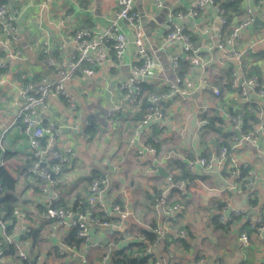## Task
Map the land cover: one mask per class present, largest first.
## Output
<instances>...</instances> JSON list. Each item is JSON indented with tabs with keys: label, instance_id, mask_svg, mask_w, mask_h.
<instances>
[{
	"label": "crops",
	"instance_id": "obj_1",
	"mask_svg": "<svg viewBox=\"0 0 264 264\" xmlns=\"http://www.w3.org/2000/svg\"><path fill=\"white\" fill-rule=\"evenodd\" d=\"M199 1L161 0V8H156L153 0H134L133 3L151 60L144 84L156 91L165 90L169 95L163 102L164 118L160 130L151 127L135 130L139 107L127 100L119 88L134 76L133 66L137 62L133 34L126 26L122 29L128 44L120 59L105 53L96 58L94 65L83 64L72 79L64 83L75 103L73 111L68 109L65 100L52 95L46 107L38 113L43 128L53 126L52 134L42 138L47 139L48 153L68 149L76 158L75 170L64 174L59 184V202L71 204L73 199L86 196L88 178L99 172L109 181L107 191L100 197L101 202L106 205L116 203L129 215L114 216L117 220L111 228L90 226L92 246L81 250L79 255L64 259L53 256L51 248L61 246L68 231L45 220L43 205L26 198L37 193L36 187L20 173L26 155L12 151L15 154L6 159L11 164L9 173L18 179V191H15L18 209L34 234L29 237L16 235L13 240L15 247L20 248L19 252L10 254L3 264H20L18 254L27 260L37 258L36 264H99L101 256L112 253L115 243L120 246L142 231L150 232L162 221L161 213L149 205L146 194L155 187L161 196L168 197L169 203L176 202L175 195L167 190L171 184L170 175L180 173L175 162L186 164L193 157L214 150L217 141H222L206 119L215 114L229 123L224 113L243 104L236 89H224L229 68L238 71L233 52L244 51V69L257 68L264 80V29L251 24L241 32L239 39L231 41L230 35L220 45L223 36L215 6L206 5L199 9L196 17L187 15ZM248 7L254 16L264 21V0H243L242 10ZM18 12L16 31L9 35L0 30V51H3L2 59L6 65L0 71V134L9 126L1 144L7 147L22 142L14 130L19 121L20 88L24 83L21 75L36 83L58 80L59 72L65 69L71 58L69 37L79 28L103 32L113 20L115 0H27L19 5ZM170 23L183 26L203 53V69L196 62L192 65L188 58L190 70L179 84L169 56L179 54L181 46L165 38ZM250 48L253 53L249 52ZM50 61L52 66L48 65ZM238 78L243 79L239 72ZM213 89L222 91L216 95ZM118 104L122 107L120 113L106 116L108 108ZM259 107V123L254 135L243 136L240 132L242 139H239L233 129L240 131V122L238 127H222L224 134L233 132L234 136L228 139L230 157L247 171L245 180L250 177L253 188L245 189L237 184L231 189L235 182L227 176V166L208 172L196 168L195 178L184 189L186 198L181 202L184 211L172 223L173 229L184 228L187 232V246L184 248L179 241L172 240L156 249V254L167 264H191L192 258L204 259L206 264H264V242L256 233L248 236V248L240 243L239 228L243 219L234 220L225 227L213 223L226 200L251 216L259 210L264 212V99L260 100ZM91 116H95L98 122L95 137L86 133ZM148 142L155 148V154L145 153L139 158L137 150L145 144L150 145ZM159 166L168 174L166 178L158 175ZM252 200L254 205L250 202ZM207 218L213 226L212 240L203 225ZM112 229L121 232L124 240L115 242L118 234H110ZM29 248L42 249L31 254Z\"/></svg>",
	"mask_w": 264,
	"mask_h": 264
},
{
	"label": "built area",
	"instance_id": "obj_2",
	"mask_svg": "<svg viewBox=\"0 0 264 264\" xmlns=\"http://www.w3.org/2000/svg\"><path fill=\"white\" fill-rule=\"evenodd\" d=\"M27 0H8L6 5L0 6V30H3L6 34H13L16 31L15 20L19 14L18 8L22 2ZM156 8H161V0H153ZM232 1V0H223ZM255 1V0H249ZM134 0H115V13L113 20L109 26L103 32L94 33L86 29H77L69 37V43L72 46L71 58L67 63L65 69L59 72V79L56 81H49L47 83H36L27 80L25 75H21V79L24 81L20 88L21 105L18 111V124L14 127V130L19 136L22 137V142L18 145L7 147L2 145L3 135L9 129V126L0 134V148L2 153L17 151L24 156L25 161L27 157H33L35 162L28 169V173L31 174V182L40 181L42 184H38V193L34 196H28L30 200H34L37 203L43 205L45 220L52 221L61 228L70 231L76 230V238L81 240V245L76 247L73 245L67 246L62 244L57 248L58 258L64 259L68 256H77L81 250L92 246L90 241V226L109 228L112 224L109 222H101L100 220L91 219V213L87 212L84 215L69 214L63 208L56 207L55 204L60 199L58 191L59 184L64 174L73 172L76 168L75 154L68 149L64 150H52L48 153V150L42 149L41 139L44 136H50L53 132V126L43 128L38 120L39 110L46 107L47 100L50 96H57L62 98L68 104V109L73 111L75 109V103L73 98L65 88L64 83L67 80H71L74 74L83 64L94 65L96 58L102 56L105 53L113 51L115 58L120 59L128 44L127 36L122 29V26L128 27L133 34V45L135 47L136 64L133 66L134 76L129 78L125 83L120 85V89L124 92L125 97L129 101H133L142 92V83L147 76L151 60L150 55L144 44V33L140 23V20L136 13L133 11ZM206 5H213L217 10L219 28L221 29L227 22L224 11L220 8L219 2L215 0H200L194 7L188 10V16L196 17L197 11ZM246 19L234 26L231 33V41H235L240 38L241 32L249 27L254 21V15L251 8H246ZM167 41H175L180 43V53L169 56V62L174 72L176 82L181 83L180 73V61L186 60L188 55L192 65L195 62L198 67L203 69V63L201 59V47L196 46L191 42L190 37L185 33L184 27L181 25L170 23L165 32ZM65 45H62V47ZM249 52L253 53L254 50L250 48ZM244 51L233 52L232 58L235 60L238 67V71L233 73V86L240 89V97L243 101H249L248 92H252L258 88L257 97L264 99V80L259 83L256 78H249L242 81L239 85V74L243 73L242 57ZM48 65L52 66L50 61ZM6 65L4 60L0 56V71L4 70ZM177 91V89L175 90ZM214 94L218 95L217 89H213ZM169 95L152 94L148 98V102L151 104L160 105L168 99ZM122 107L121 104L114 105L108 108L106 116H112L120 113ZM226 120L229 121L230 116L224 113ZM164 115L161 108L156 109L154 112L143 116V121L139 123L135 130L142 131L145 128L156 126L159 129L162 128ZM236 122L238 127L239 122ZM12 126V125H11ZM10 126V127H11ZM149 153L154 155L155 150L148 146H142L137 150L139 158L143 154ZM227 165V174L234 180V184L231 189H235L236 185H242L240 177L239 167L240 165L234 161L227 148L223 147L219 151H211L206 157H194L193 160L186 163V168L191 174H195L196 168H200L203 171H212L216 168L222 170ZM0 166L5 167L9 172L11 166L9 160L3 159L0 162ZM34 184V183H33ZM108 177L105 175L103 179L93 180L89 186L88 193L86 195V202L95 213L101 212L105 216H123L129 215L128 212L122 210L119 205H106L101 202L100 197L108 189ZM187 182L184 180L176 182V184H170L167 188L168 191L172 189L178 190L175 195L176 202L169 203L166 197L161 196L158 203L154 205V208L161 213L162 221L158 222L154 228L150 231V237L143 234H138L132 239L143 243L146 248L145 252L150 256L153 264H166L163 258H160L156 254L158 246L164 242H170L172 240L187 239V232L185 230L173 229L172 223L176 222L178 215L184 211V205L181 203L186 198V192L184 189L187 187ZM253 181L250 179L244 185L247 189L253 188ZM6 192L0 186V196H4ZM255 216L248 214L246 210L235 208L231 205L230 200L223 202V206L218 212L219 223L222 226L231 222L232 217L243 219L248 223L249 229H256V234L264 242V212L259 210ZM6 213L3 212L0 217V264H3L5 258H9L11 253V245L14 244V237L16 235L28 236L32 233V228L24 222V214L15 209L13 217L16 220V224L13 229L10 230L11 220L6 218ZM77 216V219L74 217ZM238 219V220H239ZM17 229V231H16ZM131 240V239H130ZM239 240L244 248L250 246V238L245 232L240 233ZM96 246V244H94ZM20 248H16L19 252ZM17 252V254H18ZM22 260L27 259L25 256L18 254ZM110 258V254H106L100 257L99 264H107ZM191 264H206L204 259H193Z\"/></svg>",
	"mask_w": 264,
	"mask_h": 264
},
{
	"label": "trees",
	"instance_id": "obj_3",
	"mask_svg": "<svg viewBox=\"0 0 264 264\" xmlns=\"http://www.w3.org/2000/svg\"><path fill=\"white\" fill-rule=\"evenodd\" d=\"M215 2H219V0H215ZM242 2H243V0H232V1H223L222 0L221 2H219V6L224 11L225 17L227 19L226 24L221 28V31H220L222 34L221 36H223V38L220 41V45L224 44L225 40L230 37L234 26L242 23L246 19L247 14L244 10H242ZM7 3H8V0H0V6L6 5ZM109 53L111 54L112 57L115 58L113 51H111ZM200 55H203V53L200 52ZM0 56L1 57L4 56L3 51H0ZM188 57H189V55H188ZM188 57L186 60L180 61L179 76H180L181 80H183V77L190 70V62L188 61ZM232 70L233 69L230 67L228 72L226 73V84L224 86V89L234 88L237 90L238 95L240 96V89L238 87L233 86V80H234L233 73H234V71H232ZM242 77L244 80H247L249 78H256L259 83H262L260 73H259L257 68H252L249 70L243 68ZM141 86H142V92L134 100V102L137 103V105L139 107V110L135 116V122H134L136 124L135 128L139 123H141L143 121V116H145L146 114L152 113L158 108H161L162 113H163V102H161L160 105L151 104L148 102L149 96L152 94H155V95L166 94L165 90L156 91L155 89H153L152 86L145 85L144 83H142ZM221 91H222V89H220L219 93H221ZM258 91H259V89L256 88L252 92H248L249 101H247V102L243 101V104H241L237 109H229L228 110L227 114L230 116L229 123H227L224 119L220 118L219 116H216L215 114H213L212 116H209L206 119L208 126L212 127L213 131L215 133H217L218 135H220L221 136L220 138H222V141L221 142L217 141V143L215 145V149L211 150V151H219L221 148L225 147V148H227L228 153L229 154L231 153L230 143H229L228 139L233 137L234 134L232 131H229V132L224 134L222 132V127L223 126L234 127L236 125L235 121L240 122V132L243 136L254 135L255 126L259 123L258 113H259V108H260L259 102L261 99H259L257 97ZM87 123L88 124H87V128H86V133L90 134L92 137H95V135L98 133V131H97V128H98L97 118L95 116H91L88 118ZM151 128L160 130L156 126H152ZM46 140L47 139H45V138L41 139V143H40L42 146V149H44V150H46V147H47L46 142H45ZM149 144L150 145L145 144V146H148V147L153 148L155 150V148L153 146H151V143H149ZM211 151H208L207 154L204 153L201 156L206 157V156H208V154ZM13 154H15V153H11V152L2 153L1 148H0V162L4 158L6 159L8 157H12ZM193 158L191 160H193ZM191 160H189V161H191ZM34 162H35V159L33 157H31V156H30V158L27 157L26 163L23 166V168L21 169L20 173L23 174L25 179L29 180L30 184L34 183L31 186L36 187L35 191L38 193L39 189L37 188V186H38V184L40 185L42 183L39 180L35 181V182H31L30 179L32 178V176H31V174L28 173V169L32 166V164ZM175 165H177V167L180 169V173L176 176L172 175V174L170 175L171 184H176V182L184 180L188 183L187 185L189 186V184L191 183V180L193 178H195V174H191L187 170L186 164L183 162L176 161ZM225 166H227V165H225ZM239 171H240L241 179H244L242 181L241 186H242V188L246 189V187L244 185L247 183V181L245 180L248 178L247 171L242 169V167H239ZM226 173H227V171H226ZM104 176L105 175L97 172L93 176L88 178V180H87L88 189H89V186L91 185L93 180L103 179ZM227 176H229V174H227ZM17 182H18L17 178L13 177L12 174H10L9 171L5 167L0 166V186H2L3 190L6 192V194L4 196H0V217H2L3 212H5L7 214L6 218L8 220H11V223H12L10 226L11 228L14 227L16 224V220L13 217V213H14L16 208H19V203H18L16 193H15L16 188H17ZM177 193H178V190H176V189L170 190V194H173V196L176 195ZM85 197L86 196H81L79 198L73 199L71 204L61 203L58 201L55 204V206L63 208L69 214L71 213V214L84 215L87 212H89V213H91V219H93V220L98 219L101 222H108V223L110 222L111 224L113 222H116L117 218L114 216L108 217V216H105L101 212L95 213L93 211V209H91L90 206L87 204ZM146 197H147V201H148L149 205H151V207H154V205H156L158 203V201L161 197V192L159 190H157V188L152 187L151 192L146 194ZM166 199H168L167 196H166ZM250 202L253 203L252 205L255 204V201H253V200ZM114 205H118V204L115 203ZM222 206H223V202H222L220 208ZM220 208H219V210H220ZM238 219L239 218L236 219V217H232L231 222L234 220H238ZM231 222H229V223H231ZM213 223L217 227L222 226L219 223L218 215H217V218L214 217ZM229 223L225 226H228ZM225 226H223V227H225ZM154 227H155V225H154ZM95 228L99 229V227H95ZM182 229L184 230V228H182ZM33 232L34 231H32V233L30 235H28L27 237L34 234ZM242 232H245L249 236L251 233H256V229H249L248 223L243 221L242 224L240 225V228H239V233H242ZM110 234H112V235L118 234V237L115 238V242H117V243H118V241L124 240V235H122L121 232H118V231H115L114 229H112ZM139 234H143L147 237L151 236L150 232H147V231H142V233H139ZM23 237H25V235H23ZM173 241H179L180 244L184 248L187 246L185 241H183V240H173ZM168 242H165V243H168ZM81 243H82L81 240L76 238V230L75 229L68 231L65 238L63 239V244H65L67 246L68 245L71 246L74 244V246L79 247L81 245ZM145 248H146V246L143 243L136 241V240H133V239L122 243V245H120V246H117L115 243L107 264H153L150 256L146 254ZM11 249L12 250H11L10 254H14L16 251V247L14 244L11 245ZM53 250H54L55 255L58 256L57 248L55 247V248H53ZM36 259L37 258H34L33 260H31V259L30 260L29 259L28 260L27 259L22 260L20 257V260H21L20 264H36Z\"/></svg>",
	"mask_w": 264,
	"mask_h": 264
},
{
	"label": "water",
	"instance_id": "obj_4",
	"mask_svg": "<svg viewBox=\"0 0 264 264\" xmlns=\"http://www.w3.org/2000/svg\"><path fill=\"white\" fill-rule=\"evenodd\" d=\"M252 26L253 27H260V28L264 29V21H261L257 16H254V21L252 23ZM242 81H243V79L240 78L239 79V85L242 83ZM233 131L238 136L239 139H242L240 131L237 128H234ZM157 172H158V175L161 177L166 178L168 176V174L166 173L164 168L161 166L157 167ZM74 218L77 219V216H75ZM101 229H107V228L102 227Z\"/></svg>",
	"mask_w": 264,
	"mask_h": 264
},
{
	"label": "rangeland",
	"instance_id": "obj_5",
	"mask_svg": "<svg viewBox=\"0 0 264 264\" xmlns=\"http://www.w3.org/2000/svg\"><path fill=\"white\" fill-rule=\"evenodd\" d=\"M16 191H18V188L16 189ZM203 225H204V229H205V231L209 234V240L214 239V238L212 237L213 226L210 224V220H209V218L206 219V221L204 222ZM41 249H42V248H34V249H33V248H29V250L32 251L31 254H33V253H39ZM51 250H52V255L55 256V253H54L53 248H51ZM56 256H57V255H56ZM57 257H58V256H57ZM15 264H17V263H15ZM76 264H79V263L76 262Z\"/></svg>",
	"mask_w": 264,
	"mask_h": 264
}]
</instances>
